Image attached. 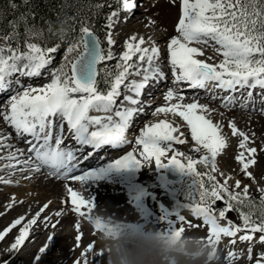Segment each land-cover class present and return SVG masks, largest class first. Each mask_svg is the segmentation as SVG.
<instances>
[{"label": "snow or ice", "instance_id": "1", "mask_svg": "<svg viewBox=\"0 0 264 264\" xmlns=\"http://www.w3.org/2000/svg\"><path fill=\"white\" fill-rule=\"evenodd\" d=\"M23 3L27 5L29 0H23ZM115 3L118 8L107 16V29L115 27L121 10L132 12L137 7L135 0H115ZM103 6L96 5L98 9ZM29 17L32 18L31 26ZM37 17L45 19L31 11L20 15L23 36L16 31L17 22L11 25V35H0V40L7 42L6 46H0V93L8 92L6 102L0 101L3 109L0 110V118L27 145L26 150L18 148L9 152L7 157L0 156V160L15 161L16 165L22 166L21 171L39 173L41 169H48L49 175L79 182L87 190L89 182L96 180L98 174L92 171L75 174L80 162L86 161L104 146L119 148L130 143L126 136L130 123L134 116L144 112L142 106L138 107L141 105L139 98L150 83L167 79L162 70L165 63L170 68L173 85L183 82L191 89L225 93L224 96H212V100H219L223 108L235 106L246 109L254 106L257 90L260 103L264 104V0H179V16L175 25L177 35L166 45V58H162L161 49L154 42L149 40L150 47H145V39H138L135 35L124 42L123 51L117 57L112 51L115 43L112 31L106 33L108 49L105 51L89 23L81 20L78 34L68 44L62 62L55 67L52 65L60 45L42 46L35 42L44 36L41 27L37 26ZM47 30L52 32L50 26ZM205 48L212 49L221 57L220 61L209 63L198 59L205 55ZM212 58L208 56V60ZM113 60L115 64L107 63ZM101 65L103 67H99ZM45 76L46 82L39 85L20 79L24 77L31 81ZM13 77L16 79L13 80ZM130 77H139V80H130ZM122 87L132 95L123 94ZM184 99L178 88L169 87L164 94L166 106L156 107L152 115L179 117L186 124L195 144L192 151L202 153L199 159L177 151L174 145L187 141L174 134L179 132L182 136L183 132L168 120H160L144 124L132 150L115 159L108 165V170L140 169L153 161L158 168L174 167L179 170L190 178V188L185 197L187 203L178 205L171 214L172 219L180 223L175 224L170 234L180 237L186 230L181 225L194 227L180 211L188 209L207 226L206 243L213 249L222 236L235 238L238 233H244L239 235V241L249 242L246 255L247 260L252 261L251 242L255 234H259V243L264 245V192L261 191L257 206L249 197L247 187L240 190L239 180L234 187L240 191L230 190L228 181L231 177L225 178L223 183L217 182L214 176L216 162L227 147V138L221 126L207 118L206 114L212 111L208 105L199 103L198 99L183 103ZM174 100L177 102L172 103ZM228 127L233 137L240 138V151L235 160L244 174L250 176L248 169L257 162V148L249 146L252 139L235 123L229 122ZM7 139L0 137V147H11L5 145ZM71 141L75 142V146ZM26 153L27 158L21 160L20 157ZM169 153H172L170 158ZM165 158L166 163L162 162ZM16 165L9 163L5 167L15 171ZM200 165L210 170L201 172L198 170ZM0 183L10 184L12 181L0 177ZM65 188L72 211L86 218L96 233H105L110 225L91 214L97 208L92 198L86 199L67 184ZM219 201L224 207H215ZM47 207L45 204L41 212ZM257 207L260 209L258 217L255 215ZM245 208L248 210L245 211ZM231 212L238 214L239 224L228 217ZM55 215L59 217L61 212ZM39 216L40 212L20 229L11 246L13 250L19 249L28 239L29 230L37 224ZM23 220L21 216L0 232V240ZM222 221H226V225ZM56 226L51 224L52 228ZM76 230L80 231L78 223ZM51 238L49 236L48 241ZM75 239L79 247L82 238L77 235ZM231 243L235 245L236 239H232ZM46 250L45 246L39 251L43 254ZM95 251L90 242L86 251L81 253L83 264H107L104 251L89 261V254ZM215 255L213 251V258ZM235 257L236 253L228 252L229 264ZM40 258L41 255L35 256L36 261ZM76 264H81V261H76ZM255 264H264V249L255 258Z\"/></svg>", "mask_w": 264, "mask_h": 264}, {"label": "rangeland", "instance_id": "2", "mask_svg": "<svg viewBox=\"0 0 264 264\" xmlns=\"http://www.w3.org/2000/svg\"><path fill=\"white\" fill-rule=\"evenodd\" d=\"M115 1V0H113ZM139 7L134 10V15L132 16V19H137L138 17H142L146 19V21H153L156 27H154L152 24L149 23V26H151L152 32L155 34L158 31L162 32L165 37V44L168 43V41L173 37L176 36L177 33L175 32V25L178 20L179 16V10H178V3L179 0H176V3H173V0H140ZM2 17L0 16V19ZM4 19L7 18L6 16L3 17ZM151 18V20H150ZM130 22L123 27L121 30V33L128 34L131 31H135L133 29L134 24L133 22ZM1 21V20H0ZM13 19L9 20L8 23L11 26L13 24ZM148 24V23H147ZM12 28V27H11ZM113 33V32H112ZM128 40V39H127ZM106 45H107V39H105ZM70 43V42H69ZM117 44V43H116ZM7 42L3 40H0V46H6ZM68 46V45H67ZM59 48L58 52L55 54L56 60L53 63V67L58 66L62 62V57L66 52V48ZM199 47V46H198ZM166 48V47H165ZM108 45L105 48V51H107ZM114 49H112L113 51ZM123 51V49H122ZM208 52V51H207ZM205 51V54L207 53ZM210 55H214L216 58L215 63H218L220 60L218 59V55H216L212 50L209 51ZM114 53V52H113ZM167 56V55H166ZM109 65H113L110 61L107 62ZM100 67H103L101 65ZM161 91V90H159ZM163 93V91H162ZM194 95V94H191ZM185 100L183 103H191L194 100H197L196 98L190 97V95H184ZM191 98V99H190ZM3 98H1L2 100ZM0 100V101H1ZM209 103L212 111L208 113V118L213 120L215 124H219L222 129V133L227 138V147L225 150L221 152V154L217 158V171L214 173V176L216 177L217 182L223 183L224 179L227 177H231V179L228 181V184L230 186V190L234 191H240L244 187H247L249 189V197L254 201H260L261 197V189H264V111H256L252 112V106L246 109H241L238 107H232L230 109H226L220 106L219 100H211L209 98ZM214 101V102H213ZM177 101H172V103H176ZM167 102L163 99V103H159L158 107L166 106ZM203 104V103H201ZM2 107V104H0ZM156 108V107H154ZM259 108V107H258ZM231 109H235V111H231ZM155 110V109H154ZM240 112L242 114H235V112ZM150 114V113H149ZM162 116H165L161 114ZM149 115H147L148 117ZM155 116L150 115V118H154ZM165 120H168L169 122H172L173 124H178L184 132L188 135V144L180 147H176L175 149L177 151L184 152L187 155H192L195 159H199L200 155L202 153H194L192 149L195 147V144L193 141H191L190 133L187 130L186 124L179 118L174 117L171 114H168L165 116ZM258 118V119H257ZM2 122V121H1ZM229 122L235 123L237 128L241 131H244L246 134L249 135V137L252 139V142L250 143V147L257 148V153L255 155L256 164L251 166L248 169V172L251 174L250 176H246L244 172L241 169V165H239L236 160L235 156L239 153V137H233L231 134V129L228 127ZM6 128L3 129L0 133V137H5L8 134L7 128L8 125H6ZM183 132V133H184ZM184 133V134H185ZM10 135V133H9ZM139 135V133H138ZM178 137H180V133L174 134ZM186 137V135H185ZM180 139H186V138H180ZM10 142V141H9ZM19 141H15L12 139V142L10 143H18ZM18 145V144H17ZM20 146V145H19ZM128 152V151H127ZM7 156V155H6ZM182 159V158H181ZM10 163L12 161H9ZM9 163L2 164V161H0V168L2 165H6ZM13 164V163H11ZM103 169V168H102ZM260 170V171H259ZM259 171V172H258ZM27 172V171H25ZM29 174V173H28ZM28 174L24 175L22 178H18L20 176L15 175L14 177L7 178V174L0 173V177L5 178V180H11L12 183L10 184H4L0 183V232H3L6 228H8V225L12 219L11 216H17L21 214L23 210H27L29 214L31 212H35L34 215L40 212L41 209L44 207L46 202H50L48 205V208H52L53 211H51V214H54L56 212H61V214L66 216V219L62 224H60L58 227L59 229L53 233L52 227L47 230H51V240L48 241L47 235L40 243V245L37 248V251L42 247L46 246V251L41 255L40 261H33V253L31 252L33 249L36 251L34 247V241L35 239L32 237L30 238L24 247V245L20 246L19 249L13 250L11 248L12 244L15 243L16 238L19 235L20 229L25 226L28 222L24 223L22 226L18 228V230L11 235H9L7 240H0V264H57L58 262H62L64 258H70L73 257L74 261L73 263L68 264H75L76 261H81V264H83L84 257L81 255V253L86 251L87 245L91 242L95 248V252L89 254V260L91 257H94V254L97 252H102L103 247L100 242V234L94 233L91 235V240H88V243H80V246H77V242L75 241V245L72 246L70 249L65 250L62 244V240L65 237L64 227L76 230L77 223L80 225V232L78 235L81 236L84 233L90 232L89 230L93 229L92 225L87 221L86 218L80 217L76 215L72 211V206L70 204L68 194L66 189L62 190L60 193L53 191L50 187H39L35 185V182L38 178H32L29 177ZM41 174V173H38ZM132 175V174H131ZM5 176V177H4ZM35 177V176H34ZM7 178V179H6ZM123 178V177H121ZM119 179H116L115 183L118 186V189H114L113 187L107 188L105 191H100L99 194H93L88 195L85 193L86 189L85 186H82L81 188H73L74 190L80 192L86 199H91L94 201L96 205V209L91 213L93 216L102 215L109 219H116L117 221L129 223L132 225L137 226L138 228L142 230H152L155 232H163L164 227H167L169 230L168 233L171 232V230L174 228L176 223H180L178 221H175L172 219V212L174 209L183 203H186L185 197L189 191L190 188V178L186 175H184V178L177 182H171L169 183L168 187L170 188L169 191L165 187H159L153 184V181L148 178V175L146 173L138 172V175L136 177L137 181L134 185L136 191L139 195H137V192L132 190V194L130 195L131 190H128V186L131 184V178L129 179V183H122ZM239 180L241 183V189L237 190L235 189V183ZM33 181V182H32ZM27 184H26V183ZM92 183H89L91 185ZM130 184V185H129ZM100 184H95L94 186H99ZM72 187V186H70ZM126 188V189H124ZM133 188V187H131ZM19 193L24 194L25 196L20 200L22 202L21 206H19L15 211L9 212L7 210H10L12 207L11 202H14L17 199V196ZM130 195V196H128ZM133 196L141 197L140 199H147L148 205L152 208V210L155 213L163 214L162 218L156 217V216H149L145 215L144 211L141 210L139 207L136 208L135 205L138 204V201H133ZM177 197V199H176ZM14 198V199H13ZM128 200H125V199ZM174 199H176L174 204ZM132 203V204H131ZM125 206H124V205ZM140 205V204H138ZM34 206V208L32 207ZM8 207V208H7ZM129 207V208H128ZM150 207H148V210H150ZM215 207H224V204L222 201L217 202V205ZM5 208V209H3ZM39 208L38 211H36ZM167 208V210H165ZM138 209V210H137ZM248 209L245 208V211ZM5 211V212H4ZM86 211V210H85ZM181 214L185 216L186 221L190 222L191 225L194 227H187V225H181L186 228L185 232L183 233L186 237L195 238L201 241L206 242V232H207V226L203 224V221L191 214V212L188 209H180ZM4 212V213H3ZM9 212V213H8ZM17 212V213H16ZM160 212V213H159ZM256 213V210H255ZM6 214V215H5ZM143 214V215H140ZM11 217V218H10ZM228 217L231 218L234 222L237 224L240 223L238 219V214L236 212L228 213ZM166 218V219H165ZM58 221L55 222L57 225ZM86 225H85V224ZM222 224L226 225V221H222ZM170 231V232H169ZM244 234V233H239ZM55 237L53 238V236ZM12 236V237H11ZM259 234H255L254 241L252 243L253 248V260L252 261H245L241 256H243L247 260V248L249 245V242L244 246H235V249L233 250L236 255H238L239 259L235 260L233 259L231 261V264H255V258L258 256L260 251L264 249V245H261L259 243ZM221 239V253L220 256L224 258V261L220 260H213V264H229V261L227 259L226 250L228 248V245L230 246V241L227 237H223ZM76 249V250H75ZM211 249V247H210ZM229 250L227 251L228 254ZM232 252V251H231ZM241 255V256H240ZM52 260H51V259ZM60 258V260H59ZM242 259V261H240ZM50 260L52 262H50ZM56 260H59L55 263ZM234 261V262H233ZM245 261V263H244ZM62 264V263H59Z\"/></svg>", "mask_w": 264, "mask_h": 264}, {"label": "bare ground", "instance_id": "3", "mask_svg": "<svg viewBox=\"0 0 264 264\" xmlns=\"http://www.w3.org/2000/svg\"><path fill=\"white\" fill-rule=\"evenodd\" d=\"M135 2L137 3V7L134 9V10H136L138 7H139V2H140V0H135ZM133 22V24H134V27H133V29L135 30V31H131L130 33H128V34H125L123 37H121V41H120V46L119 47H116V49L118 48V50L120 49V48H123V45H124V42L127 40V39H129L131 36H133V35H135L138 39L140 38V37H143L144 39H145V41H146V44L144 45L145 47H150V44L149 43H147L149 40L150 41H152V42H154L155 43V45L157 46V47H159V45H161L160 46V49H163V51H165L166 50V45H167V43L165 44V35L164 34H162V32H160V31H158L157 33H153L152 32V27L151 26H149V21L147 20L146 21V19H144V18H142V17H138L137 19H132L131 20V23ZM148 23V24H147ZM137 33V34H136ZM2 41V40H1ZM4 42V41H3ZM115 47H113V49H114ZM210 50H212V49H210V48H205V51L207 52L204 56H201V57H197L198 59H202V60H207V62H209V63H215V62H217L216 61V58H215V56L214 55H210L211 53L209 52ZM162 51V52H163ZM167 51V50H166ZM162 52H161V55H162V58L164 57V55L162 54ZM210 53V54H209ZM208 56H212L213 58L211 59V60H208ZM218 60V59H217ZM165 67L163 68V71H165V70H169V67L167 66V64L165 63V64H163ZM44 82H46V79H44V80H36V81H34V82H31L32 84H34V85H39V84H42V83H44ZM168 86V85H167ZM185 86H187V85H185V84H183V86L182 85H180L179 86V88L178 89H180V90H182L183 88H186ZM168 88L169 87H166L165 89H160L161 91H159V96L157 97V99L156 100H154V102L152 103V105L150 106V107H148L147 108V110H146V112H147V114H145V116H143L140 120H138V128L140 129V128H142L143 126H144V122L146 121L148 124H151V123H157V122H159L160 120H165V116H162V115H157V116H155L154 118H148L147 117V115H149V113L150 112H152V109H154V107H157V105L159 104V103H163V99H164V94L167 92V90H168ZM162 91H163V93H162ZM182 94H184V95H190V97L192 96L193 98H196V99H198L199 100V103H203V104H206V105H208V106H210L209 105V103H210V101H209V97H204V96H202V95H200V94H196V95H191V93L190 92H187V93H182ZM5 95H7V92H3V93H0V98L1 97H3V96H5ZM8 96V95H7ZM191 97V98H192ZM190 98V99H191ZM6 99H7V97H4L1 101H3V102H6ZM211 100H212V98H210ZM185 100V99H184ZM258 107L259 106H257L256 107V105H255V108L256 109H258ZM210 108V107H209ZM0 110H3L2 109V107L0 106ZM231 111H235V109H231ZM257 111V110H256ZM93 114H95V113H93ZM235 114H238V115H240L241 113L238 111V112H235ZM242 114H245V113H243L242 112ZM241 114V115H242ZM207 115V118H208V114H206ZM245 115H247V114H245ZM258 119V118H257ZM2 118H0V133H1V131L3 130V129H5L6 128V126H5V123L2 121ZM213 121V120H212ZM170 123H172V122H170ZM214 123V122H213ZM173 124V123H172ZM173 126H175V127H178L180 130H181V132H184V130L182 129L183 127H181L180 125H178V124H173ZM176 134V133H175ZM132 135H134L133 133L132 134H130V137L129 138H131L132 137ZM178 135H179V132H178ZM185 135L186 134H184L183 133V135L181 136L180 135V137L179 138H186L185 137ZM13 140H14V142L15 141H19V139L18 138H16V137H14L13 138ZM4 143H5V141H4ZM73 144V143H72ZM5 145H11V147L9 148V147H0V156H2V157H7L8 156V154H9V152H15L16 151V149L17 148H19V149H25V148H23V147H20L19 145H17V144H15V143H10V142H6L5 143ZM174 148H176V146H174ZM26 150V149H25ZM118 150H128V146H123V147H119L118 148ZM7 155V156H6ZM27 153L25 154V156H23V157H20V159L21 160H23V159H26L27 158ZM171 155H172V153H169V156H168V158H170L171 157ZM138 158H139V156H138ZM0 161H2V164H5V163H10L8 160H6V159H4V160H0ZM83 162H85V161H83ZM83 162H81V163H83ZM162 162H164V163H166L167 162V158H165V159H163V161ZM11 163H13V165H16V162L15 161H12ZM153 164H154V161H153ZM155 165V164H154ZM20 167H22L21 165H16V169H15V171H12V169H9V168H6L5 167V165H2L1 166V168H0V173H6L7 174V178L9 177V179H10V177H14L15 175H18V176H20V177H18V178H22L24 175H26V174H28V176L29 177H32V178H38L37 179V181L35 182V185L36 186H39V187H50L53 191H56V192H61L62 190H64V189H66L65 188V185L67 184L68 186H72V188H81L82 186H84V185H82V184H80L79 182H75V181H72L71 179H68V180H61V179H56V177L55 176H52V175H49L48 174V172H49V170L48 169H42L41 170V172H39V173H41V174H38V173H36V172H33V171H27V172H25V171H21L20 170ZM103 168V169H102ZM90 170L89 171H92V172H96L97 174H98V178L96 179V180H94V181H90L89 183H92L91 185H89V188L85 191V193L86 194H88V195H93V194H99V192L100 191H106L107 190V188H109V187H113L114 189H118V186L116 185V183H115V181H116V179H119V178H121V177H123V178H121V182L122 183H129L130 181H129V179L131 178V174H132V172L133 171H135L136 169H131V170H119V171H117V170H108V165H107V162H103V163H101V164H98V165H96L95 167H90L89 168ZM44 171V172H43ZM83 171H88L87 169H84ZM83 171L80 173V174H82L83 173ZM260 171V170H259ZM258 171V172H259ZM157 173H158V176L160 177V179L162 180V181H166V175H165V170H164V168H158V170H157ZM35 176V177H34ZM5 177V176H4ZM6 178V179H7ZM5 179V178H4ZM33 182V181H32ZM26 183V182H25ZM27 184V183H26ZM95 184H100L99 186H94ZM131 184V183H130ZM129 184V185H130ZM25 195L24 194H22V193H19V195L17 196V199L14 201V202H11L10 204H12V207L10 208V210H7V211H11V212H13V210L15 211L19 206H21V204H22V198L24 197ZM133 198V201H138V204H141V203H143L144 201L142 200V199H140L139 197H137V196H133L132 197ZM21 200V201H20ZM132 204V203H131ZM124 205V204H123ZM125 206V205H124ZM33 208H34V206H32ZM8 208V207H7ZM129 208V207H128ZM3 209H5V208H3ZM39 210V208L36 210V211H38ZM51 211H53L52 210V208L50 209V207L48 208H46V209H44V211L43 212H41L40 211V216H39V218H38V220H37V224L36 225H34V226H32L31 228H30V230H29V237H28V239L24 242V247H25V245H26V242L30 239V238H34L35 239V241L33 242L34 244V247L33 248H35L36 249V251L33 249L31 252H29L28 253V251H27V255H29L30 253H33L32 254V256H33V261L35 260V256L36 255H40L41 253H40V251L38 252L37 251V248H38V246L40 245V243H41V241L47 236V235H49L50 234V236L52 235V233H51V230L50 231H48L47 232V230L50 228V226H51V224H53V223H55V222H57L58 221V223H57V226H56V228H52V232L53 233H55L58 229H59V225L60 224H62L63 222H64V220L66 219V216L64 215H60L59 217H57L56 215H55V213L54 214H51ZM5 212V211H4ZM3 212V213H4ZM8 212V213H9ZM39 212V211H38ZM17 213V212H16ZM34 211L33 212H31V214H29V212H27V210L25 209V210H23L22 212H21V214H19V215H17V216H11L12 217V219L13 220H11L10 221V223H9V225H8V227H10V225L16 220V219H19L21 216H23L24 217V220L22 221V223L20 224V225H17L16 226V228H14V229H12V231L11 232H9L6 236H5V238L3 239V241L4 240H7L8 239V237H9V235H11L12 233H14V232H16L17 230H18V228L20 227V226H22L24 223H26V222H28V221H30L31 219H33V218H35L36 217V215H34ZM6 215V214H5ZM140 215H143V214H140ZM10 217V218H11ZM45 221H47V223L45 222ZM85 224V223H84ZM86 225V224H85ZM24 227V226H23ZM62 231H64V233L66 234L65 235V237H64V239L62 240V244H63V247H64V249L65 250H67V249H70L72 246H74L75 245V241H76V239H75V237L78 235V233L80 232H78V231H75V229H71V231L69 230V228H66V227H64L63 228V230H61V232ZM90 232H87V233H84L83 235H82V239H81V244L82 243H85V242H87L88 243V240H91V235L93 234V232L95 231V229L93 228V229H91V230H89ZM94 233H96V232H94ZM12 237V236H11ZM55 237V235L53 236V238ZM221 239H223L222 237H221ZM31 240V239H30ZM41 240V241H40ZM232 245V244H231ZM229 246V245H228ZM94 248H96V247H94ZM76 250V249H75ZM211 250H213V248H211ZM228 250V249H227ZM220 251H218L217 252V254H216V259H214V260H217V261H220V260H222V261H224V258H222V256H220ZM100 254V252H97L96 254H94V256H98ZM237 257H239V256H236L235 258H237ZM90 258V257H89ZM235 258H234V260H235ZM51 259V258H50ZM52 260V259H51ZM50 260V262H52ZM59 260H60V258H59ZM59 260H56L55 261V263L57 262V261H59ZM92 260V257H91V259L89 260V261H91ZM243 260H245L246 261V259L245 258H243ZM73 261H74V259H73V257H70L69 259L68 258H64V260L62 261V262H58L57 264H59V263H62V264H68V263H73ZM240 261H242V259H240ZM245 261H244V263H245ZM248 261V260H247ZM76 264V263H75ZM218 264H219V262H218ZM221 264V263H220ZM241 264V263H240Z\"/></svg>", "mask_w": 264, "mask_h": 264}, {"label": "clouds", "instance_id": "4", "mask_svg": "<svg viewBox=\"0 0 264 264\" xmlns=\"http://www.w3.org/2000/svg\"><path fill=\"white\" fill-rule=\"evenodd\" d=\"M97 216L110 225L100 234L107 264H213V251L205 241Z\"/></svg>", "mask_w": 264, "mask_h": 264}, {"label": "trees", "instance_id": "5", "mask_svg": "<svg viewBox=\"0 0 264 264\" xmlns=\"http://www.w3.org/2000/svg\"><path fill=\"white\" fill-rule=\"evenodd\" d=\"M16 4V7H12ZM97 4L104 5L102 8H97ZM115 6L112 0H29L26 5L23 0H0V35H11L12 28L8 21L13 19L18 23L16 31L20 32L23 36L24 28L22 23H19V17L22 13H39L45 17L44 20H39L37 17L38 27L44 32V36L35 42L41 45L55 46L65 45L72 41L73 37L78 34L80 21L86 20L90 27L94 30L95 34L99 37L102 44H104L105 35V21ZM6 16L7 18H3ZM30 25L32 18L29 17ZM52 28V32H48V27ZM105 47V46H104ZM103 88V84H101ZM198 170L206 172L210 169H205L202 165L198 166ZM259 206L260 201L254 200ZM260 214V209H256V217Z\"/></svg>", "mask_w": 264, "mask_h": 264}, {"label": "water", "instance_id": "6", "mask_svg": "<svg viewBox=\"0 0 264 264\" xmlns=\"http://www.w3.org/2000/svg\"><path fill=\"white\" fill-rule=\"evenodd\" d=\"M182 176H183L182 172H180L179 170H177V175H175V176L173 177V179L178 180V179H181Z\"/></svg>", "mask_w": 264, "mask_h": 264}]
</instances>
